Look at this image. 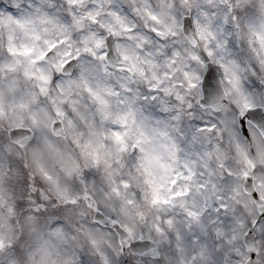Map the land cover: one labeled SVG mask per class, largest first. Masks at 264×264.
<instances>
[{
	"label": "clouds",
	"instance_id": "clouds-1",
	"mask_svg": "<svg viewBox=\"0 0 264 264\" xmlns=\"http://www.w3.org/2000/svg\"><path fill=\"white\" fill-rule=\"evenodd\" d=\"M0 264H264V0H0Z\"/></svg>",
	"mask_w": 264,
	"mask_h": 264
}]
</instances>
